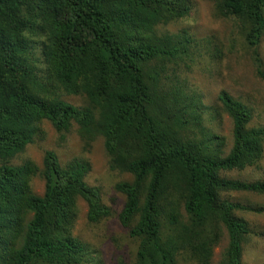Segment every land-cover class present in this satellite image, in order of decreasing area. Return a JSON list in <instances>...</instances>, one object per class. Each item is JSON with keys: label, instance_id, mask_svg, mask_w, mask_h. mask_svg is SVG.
I'll return each mask as SVG.
<instances>
[{"label": "trees", "instance_id": "obj_1", "mask_svg": "<svg viewBox=\"0 0 264 264\" xmlns=\"http://www.w3.org/2000/svg\"><path fill=\"white\" fill-rule=\"evenodd\" d=\"M214 3L219 17L241 24L264 80L257 50L264 0ZM192 9V0H0V264H97L74 234L79 200L90 224L113 216L100 189L86 182L89 163L63 165L49 150L43 169L30 159L12 164L44 122L62 135L76 124L87 147L101 138L110 169L132 176L116 190L125 197L119 222L137 241L135 264H213L224 231L219 264H242L251 228L239 213L264 209L224 195H264V180L225 174L259 164L264 128H248L251 110L222 92L233 123L230 153L224 156L217 135H205L207 107L170 75L193 60L194 40L166 28ZM65 95L84 96L88 105Z\"/></svg>", "mask_w": 264, "mask_h": 264}, {"label": "rangeland", "instance_id": "obj_2", "mask_svg": "<svg viewBox=\"0 0 264 264\" xmlns=\"http://www.w3.org/2000/svg\"><path fill=\"white\" fill-rule=\"evenodd\" d=\"M192 2L193 9L189 17L168 25L166 30L192 37L193 60L174 66L175 76L172 72L170 75L175 84L181 85L184 94L189 91L207 107V110H203L205 135L213 134L221 138L224 156H227L233 146V123L223 110L219 96L227 92L251 110L248 128H264V80L257 75L255 56L246 43L241 24L234 18L219 17L214 0ZM257 50L264 68V35ZM63 99L78 107L88 105L84 96L65 95ZM49 150L57 154L63 165L74 159L89 163L91 170L86 176V182L100 189L103 203L113 212L109 219L99 224H90L87 220V204L79 200L74 234L94 251L97 264H135L137 241L129 237L128 229L119 222L125 197L116 190L119 182H130L132 176L111 170L103 140L93 139L90 147H87L76 124H72L69 131L62 135L49 122H44L42 133L12 164H22L30 159L43 169L44 155ZM225 175L229 179L247 183L264 180V155L258 165ZM33 186L37 194L44 193L45 184L40 178L34 180ZM224 197L243 206L264 209V195L234 192ZM239 216L245 218L251 228V234L243 246L242 264H263L264 211L242 212ZM227 245L228 237L224 231L220 243L214 249L213 264L220 263Z\"/></svg>", "mask_w": 264, "mask_h": 264}]
</instances>
